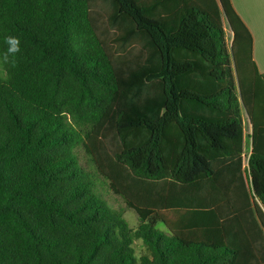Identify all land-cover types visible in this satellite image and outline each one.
Listing matches in <instances>:
<instances>
[{
	"label": "trees",
	"instance_id": "1",
	"mask_svg": "<svg viewBox=\"0 0 264 264\" xmlns=\"http://www.w3.org/2000/svg\"><path fill=\"white\" fill-rule=\"evenodd\" d=\"M8 35L0 264H264V73L231 0H0Z\"/></svg>",
	"mask_w": 264,
	"mask_h": 264
},
{
	"label": "crops",
	"instance_id": "2",
	"mask_svg": "<svg viewBox=\"0 0 264 264\" xmlns=\"http://www.w3.org/2000/svg\"><path fill=\"white\" fill-rule=\"evenodd\" d=\"M253 38V60L264 73V0H231Z\"/></svg>",
	"mask_w": 264,
	"mask_h": 264
},
{
	"label": "rangeland",
	"instance_id": "3",
	"mask_svg": "<svg viewBox=\"0 0 264 264\" xmlns=\"http://www.w3.org/2000/svg\"><path fill=\"white\" fill-rule=\"evenodd\" d=\"M224 26H225V29H226V32H227V39H228V42L229 44L232 43V40H233V33L231 31V29L229 28L226 20H224ZM245 118H246V126H245V134H246V144H245V164H247V161H248V155L250 154V139H248V136L250 135L251 133V126L248 122V118L247 116L245 115ZM84 164V166L90 170L88 168V166L82 162ZM97 193L99 195H101L105 200L108 201L109 205L116 211H118L119 213H121L124 218L127 220V222L129 223V225L132 227V228H136L137 225H138V222H139V219H138V216L136 214L135 211H133L132 209H129L126 207L124 201L112 194L111 192H106V190L101 187L100 185L97 186Z\"/></svg>",
	"mask_w": 264,
	"mask_h": 264
},
{
	"label": "clouds",
	"instance_id": "4",
	"mask_svg": "<svg viewBox=\"0 0 264 264\" xmlns=\"http://www.w3.org/2000/svg\"><path fill=\"white\" fill-rule=\"evenodd\" d=\"M7 45L6 51L0 56V62L9 63L10 57L14 58L21 52V40L17 36L8 35L4 40Z\"/></svg>",
	"mask_w": 264,
	"mask_h": 264
},
{
	"label": "water",
	"instance_id": "5",
	"mask_svg": "<svg viewBox=\"0 0 264 264\" xmlns=\"http://www.w3.org/2000/svg\"><path fill=\"white\" fill-rule=\"evenodd\" d=\"M225 19H226V16H225ZM228 23V22H227ZM245 115L247 116V118H248V114L245 112ZM248 122H249V124H250V120H249V118H248ZM250 126H251V133H253V125L252 124H250ZM253 140V139H252Z\"/></svg>",
	"mask_w": 264,
	"mask_h": 264
}]
</instances>
